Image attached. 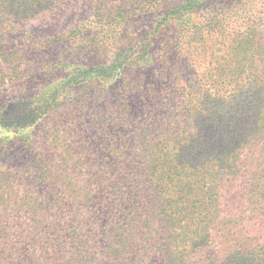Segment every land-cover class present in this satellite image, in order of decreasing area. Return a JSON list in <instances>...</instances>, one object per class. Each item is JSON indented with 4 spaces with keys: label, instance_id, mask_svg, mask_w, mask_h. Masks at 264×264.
I'll list each match as a JSON object with an SVG mask.
<instances>
[{
    "label": "rangeland",
    "instance_id": "obj_1",
    "mask_svg": "<svg viewBox=\"0 0 264 264\" xmlns=\"http://www.w3.org/2000/svg\"><path fill=\"white\" fill-rule=\"evenodd\" d=\"M41 2L31 17L9 15L0 4V37L7 39L0 44V248L17 241L7 232L45 226L61 211H97L102 228L134 215L128 202H107L128 184L135 164L128 152L159 146L158 126L177 133L170 118H186L200 92L246 94L256 83L264 90V80L254 79L264 78V0ZM17 52L28 56L21 67ZM119 54L136 63L104 80L71 83L80 67L109 66ZM134 83L144 86L142 96L122 101ZM122 105L131 118L121 119ZM210 253L209 264L226 263L218 246Z\"/></svg>",
    "mask_w": 264,
    "mask_h": 264
},
{
    "label": "trees",
    "instance_id": "obj_2",
    "mask_svg": "<svg viewBox=\"0 0 264 264\" xmlns=\"http://www.w3.org/2000/svg\"><path fill=\"white\" fill-rule=\"evenodd\" d=\"M14 1L0 0L12 16L31 17L44 9L42 0L32 10L16 8ZM195 10L192 6L185 12ZM0 38L5 47L7 39ZM136 54L141 58V52ZM27 57L17 52L21 63L15 67L26 64ZM135 63V57L119 54L109 66L80 67L70 81L83 85L104 80ZM214 74L217 79V69ZM254 79L264 80L260 75ZM123 91L126 102L142 96L144 86L129 84ZM197 95L200 104L191 103L186 118H170L168 126L179 127L177 133L158 126L164 132L155 139L159 146L144 150L139 145L127 153L135 154L128 184L107 202H128L134 215L102 228L97 211H61L45 226L7 232L17 241L0 248V264H209L215 246L225 264H264L263 86L256 83L246 94L219 88L207 97ZM120 107L121 119L131 118L130 107ZM181 126L188 130L181 132Z\"/></svg>",
    "mask_w": 264,
    "mask_h": 264
}]
</instances>
